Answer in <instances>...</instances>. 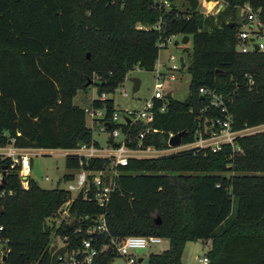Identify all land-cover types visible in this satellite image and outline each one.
Instances as JSON below:
<instances>
[{"label": "trees", "instance_id": "16d2710c", "mask_svg": "<svg viewBox=\"0 0 264 264\" xmlns=\"http://www.w3.org/2000/svg\"><path fill=\"white\" fill-rule=\"evenodd\" d=\"M169 1L168 8H156L154 0H0V146L97 145L84 110L73 103L77 90L94 85L99 95L113 93L128 71L152 70L158 42L177 33L191 41L190 51L183 48L188 95L171 96L165 112L155 114L159 132L148 142L168 148L170 134L181 131V143L191 142L206 121L222 117L211 93L223 97L234 130L263 124L264 52L237 51L235 16L227 21L204 15V0H180L183 10L177 0ZM226 1L233 14L250 3L264 22V0ZM158 21L160 29L151 28ZM91 104L107 118L115 111L109 97ZM235 145L239 151L224 144L216 152L191 148L130 159L105 209L81 197L70 207L76 218L104 212L107 232L98 234L75 233L65 222L56 226L69 193L43 188L34 177L23 188L20 166L11 167V159L0 154V235L9 249L4 264H50L52 233L67 236L72 247L88 238L97 249L106 244L93 264H112L120 255L110 239L129 235L168 241L166 249L148 254V264H182L185 242L197 239L210 241L208 264H264V131L236 137ZM78 162L65 156L67 169H78ZM70 178L71 173L62 176Z\"/></svg>", "mask_w": 264, "mask_h": 264}, {"label": "built area", "instance_id": "2783aa9c", "mask_svg": "<svg viewBox=\"0 0 264 264\" xmlns=\"http://www.w3.org/2000/svg\"><path fill=\"white\" fill-rule=\"evenodd\" d=\"M226 0H204L201 6V11L204 15H213L218 8ZM156 8H168L169 0H154ZM243 11L244 19L238 21L237 27V51L246 53L249 51L264 52V22L259 16V8H254L250 3H244L240 8ZM141 27V26H139ZM151 28L160 29V22L152 25ZM159 41V48L166 46L167 41ZM257 47V50H255ZM169 59H175L174 55L170 54ZM180 61V60H179ZM186 65V64H185ZM163 63L156 60L153 69L154 83L153 92L145 105L139 110H126L120 117L114 111L110 117L105 116L104 109L94 108L86 109L84 112L93 116L100 114L95 120L99 124V131L106 134L104 145H101L97 140V145L94 143H82L75 148L60 149L63 150L64 156L73 155L78 158V169L71 170V178L67 181L64 188L68 193L67 200L58 209V217L60 222H65L68 225L72 219L74 223L72 229L74 232H80L82 229L86 233H105L107 225L105 222L104 212L89 217L88 215L73 217L70 213V207L76 197H81L84 201H92L98 207L105 209L110 200L111 192L116 187V178L120 173V168L126 166L132 158H153L158 157L164 149H157L148 140L154 136L159 130L153 125L156 113H163L167 108L166 91L163 71ZM180 65L172 64L168 67V71L179 69ZM170 78L174 75L170 73ZM121 95L126 96L127 93L123 87V82L118 86ZM116 89H118L116 87ZM115 89V90H116ZM171 93V92H170ZM200 93H206V90L200 88ZM108 94L101 93L99 100H104ZM211 105L218 108L222 117H215L204 124L202 129L195 132L194 139L186 144H180L177 147H171L168 144L170 134L167 139L168 148L184 150L191 148H206L212 152L219 151L224 144H230L232 150L239 151L240 148L235 145L236 137L249 135L256 132L264 131V123L248 126L240 130L232 128V116L227 110L223 97L216 93H211ZM96 116V115H95ZM136 128H138L136 130ZM27 149H20L13 145L0 146V154L11 159V167L19 165L18 176L23 188L28 187L29 177L32 175V166L30 164L31 157L28 155ZM102 160L103 163L98 168H87L89 161ZM48 176H43L40 181H48ZM38 181V180H37ZM89 219V221H87ZM3 227L0 225V232ZM60 241L51 242L50 246L56 244L58 247H66L65 252L58 257V264H93L94 258L107 248L103 244L100 248H96L91 238L83 239L81 244L76 247L69 245L68 237L58 235ZM162 238L156 235H129L120 241L113 238L110 239V245L117 253L127 258V264H137L138 259L131 258L138 249H147L148 247L159 244ZM8 240L0 235V264H4L8 255L7 248ZM72 247V248H68ZM197 264H208V258L205 255L196 258Z\"/></svg>", "mask_w": 264, "mask_h": 264}, {"label": "rangeland", "instance_id": "374dc122", "mask_svg": "<svg viewBox=\"0 0 264 264\" xmlns=\"http://www.w3.org/2000/svg\"><path fill=\"white\" fill-rule=\"evenodd\" d=\"M176 6L183 10L184 5L180 0L175 1ZM228 2L222 3L219 6L217 12L213 14L216 18L221 20H231L235 16L236 21L244 19L242 9L235 10L233 14L228 8ZM183 34L177 33L170 35L169 41H167L166 46L159 50L157 60L163 63V71L168 73L165 75V89L171 92V96L178 100H183L188 95V82L189 73L186 70V66L176 70L168 71V67L172 64H179V57L182 56L185 64H188L187 52H184L183 48L186 47L187 51L191 49V41L183 44L181 39ZM174 55L175 59L170 60L169 55ZM170 73L174 75V78H170ZM130 77H138L141 80L140 88L137 92L132 93L131 87L132 83L129 80ZM154 76L151 70H145L143 68L135 67L134 69L126 73L125 79L123 81V87L127 93L126 96L121 95L119 92L120 87H117L113 93L108 94L107 97L112 98L114 101L115 111L119 114V121H121V116L126 110H139L145 105V101L150 98L153 92ZM97 88L94 85L89 86L86 89H79L73 98V103L78 107L82 108L84 111L86 109H93L92 100L98 98ZM85 113V112H84ZM103 112L100 111V114ZM100 114H94L93 116L88 113L84 114V121L87 127L90 128L94 140H97L101 145H104L106 134L99 131V124L95 120ZM96 115V116H95ZM174 148V147H173ZM164 148L163 152L159 155H167L174 149ZM28 155L31 159H39L41 171L43 176H48V181H38L39 185L46 189H51L55 187L65 188L67 181L62 179L63 174L71 173L70 169L65 166V156L63 150L60 149H27ZM59 219L54 222L57 225L60 223ZM70 222V221H69ZM51 242L54 243L55 240L60 241L58 235L54 233L51 234ZM168 247V241L162 240L159 244L152 245L147 248V251L142 255V260L137 262V264H148V254L150 252H160ZM210 243L201 239L190 240L185 242L182 254L181 262L182 264H197L196 258L204 255V253L209 249ZM131 258L138 259L139 255H132ZM112 264H127V258L122 256L116 257Z\"/></svg>", "mask_w": 264, "mask_h": 264}, {"label": "water", "instance_id": "95a60500", "mask_svg": "<svg viewBox=\"0 0 264 264\" xmlns=\"http://www.w3.org/2000/svg\"><path fill=\"white\" fill-rule=\"evenodd\" d=\"M234 23H231V25H233ZM189 41V36L188 35H183L182 39H181V42L183 44L187 43ZM255 50H257V47H255ZM179 60H180V66L181 68L185 67V62L183 60V57L180 56L179 57ZM129 80L131 81L132 83V87H131V91L132 93H135L139 90L140 88V84H141V80L138 78V77H130ZM92 80L89 79L86 83H85V86L87 85H90L92 84ZM166 97L169 99L171 97V93L168 92L166 94ZM186 135V132L185 131H181V132H178L174 135H172L169 140H168V144L169 146L171 147H177L181 144V141H182V137ZM4 174V173H3ZM32 175L33 177L40 181L41 178H42V171H41V167H40V163H39V159L38 158H35L34 160V163H33V166H32ZM3 181V179H2ZM74 220L75 219H72L70 221V223L67 225L68 228L71 229L73 223H74ZM156 222L157 223H160V218L159 217H156ZM66 250V247H58L56 248V244H53L51 245L50 249H49V252L51 254V257H50V264H58V257L59 255H62ZM136 253L139 254V258H138V262H140L142 260V255H144L146 253V249L142 248V249H138L136 251Z\"/></svg>", "mask_w": 264, "mask_h": 264}, {"label": "crops", "instance_id": "0c3cea01", "mask_svg": "<svg viewBox=\"0 0 264 264\" xmlns=\"http://www.w3.org/2000/svg\"><path fill=\"white\" fill-rule=\"evenodd\" d=\"M209 243H210V241L209 240H207ZM210 248V247H209ZM146 251H147V249H146Z\"/></svg>", "mask_w": 264, "mask_h": 264}]
</instances>
